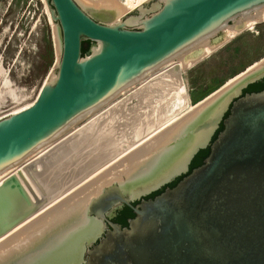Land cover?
Returning <instances> with one entry per match:
<instances>
[{"label":"water","instance_id":"water-1","mask_svg":"<svg viewBox=\"0 0 264 264\" xmlns=\"http://www.w3.org/2000/svg\"><path fill=\"white\" fill-rule=\"evenodd\" d=\"M46 1L62 34L58 71L31 106L0 119V173L163 63L264 6V0H153L122 20L104 23L76 0ZM83 41L98 45L86 57ZM263 78L264 69L226 93L214 105L224 104L223 110L213 119L210 110L177 155L150 179L131 185L138 188L135 194L116 183L105 188L88 210L97 227L91 233L78 229L34 264H74L65 261L68 248L91 245L80 264H264V90L232 101ZM222 122L224 129L212 142ZM208 146L204 164L175 187L132 204L187 174L195 155ZM119 204L130 206L135 217L128 227L110 222L105 231L103 221ZM37 208L20 177H8L0 184V236Z\"/></svg>","mask_w":264,"mask_h":264},{"label":"rangeland","instance_id":"rangeland-1","mask_svg":"<svg viewBox=\"0 0 264 264\" xmlns=\"http://www.w3.org/2000/svg\"><path fill=\"white\" fill-rule=\"evenodd\" d=\"M76 1L86 12L104 23H114L136 12V9L125 11L109 1L102 3L91 0ZM152 1L149 0L143 5H150ZM241 20V17L237 18L227 28L235 27ZM134 26L139 25L134 24ZM225 39L226 33L223 30L218 33L214 42L211 43L209 40V43L215 45L219 42L222 43ZM83 45L89 46V54L98 47L94 42L89 44L86 42ZM61 53V29L58 23L49 19L44 0H0V64L4 68L0 75V99L8 101L7 98L10 97L11 90L27 88L21 95L22 97L20 96L8 106L0 107V119L35 100L40 88L56 76ZM190 57H194L191 52L183 60ZM256 62L261 65L253 72L264 68V22L256 25L252 30L244 31L194 66L180 72L182 77L180 80L182 79L184 90L189 96L186 104L174 97L163 83L148 90L128 88L126 93L124 92L118 97L104 113L77 129V132L73 131L66 134L68 136L63 139H58L57 143L46 149L44 153L27 160L26 164L20 167V172L18 170L17 172L21 173L20 176L24 178L31 190L36 192V197L40 199L39 208L43 204L49 205V202L54 200L57 195L67 192L58 199L57 204L59 205L63 201H68L61 209L69 211L74 202L87 199L82 203L83 206L80 209L85 213L88 200L95 198L109 185L116 183L130 187L153 177L163 165L178 154L188 140L189 132L197 125L198 121L202 120L204 114L230 90L226 88L227 90L217 94L204 106L202 105L198 110L195 109V112L193 111L195 114L187 113L189 111L187 106L196 104L227 80L241 71L247 70ZM6 78L10 84H3L6 83L4 82ZM210 88L211 90L208 91ZM194 97H198L196 103L193 101ZM236 99L235 97L232 101ZM184 107L186 110L184 116H180V118L183 117V121L179 118L180 124L173 123L175 125L169 128L168 133H163V136L157 138L158 140L149 144H153L152 146L148 145L141 151L143 145H141L142 148H135V151L139 150L140 153L134 160L130 161L126 158L127 155L134 152L133 149L130 150V153L127 148L133 142H137L139 135L162 124L183 110ZM42 157H45L43 162L41 161ZM23 171L26 176L28 175V178ZM52 172L54 176L49 177L48 182L52 185L57 182H63V184L60 186V190L50 192L47 189L45 174ZM91 175L92 177L87 183L76 186V189L73 188L74 190L72 189L73 191L68 193L70 186L84 178L88 179ZM134 191L136 190L134 189ZM140 198L142 196L137 197L135 201H139ZM52 206L49 205L50 208ZM61 209L49 214L44 218L45 220L38 221L39 223L25 231L20 239L30 237L36 228H44L52 218H55V214H60ZM75 219L71 222L76 221ZM79 228L64 229L60 234L57 230L49 231L39 241L42 242L44 239L43 242L47 244L50 240L55 239V242L49 244L52 246L51 248H54V246L62 244L69 236L76 235L74 233ZM81 229L78 231L80 232ZM44 245L40 250L23 256L18 264H34L39 261L40 256L46 255V250H49V247L46 248ZM10 246L0 249V253ZM88 248L90 247H86L85 253ZM18 255L7 260L17 258Z\"/></svg>","mask_w":264,"mask_h":264},{"label":"bare ground","instance_id":"bare-ground-1","mask_svg":"<svg viewBox=\"0 0 264 264\" xmlns=\"http://www.w3.org/2000/svg\"><path fill=\"white\" fill-rule=\"evenodd\" d=\"M44 1L46 2V5H47V14H48V17L52 21V18H51V15H50V11H49V5H48V3H47L46 0H44ZM91 1L96 2V3H98V2L99 3H102L103 1H109L110 3L116 5V6L120 7V8H123V10H125V11H132V10L137 9L138 7H140L141 5H143L144 3H146L148 0H91ZM241 18H242L241 22L239 24H237L235 27H228L227 28V26H228L227 25V26H225L223 28L224 32L226 33V39L222 43L219 42L218 44H215V45H212V44L209 43V40L213 39L217 35H214L213 37L205 38L204 40L200 41L199 43L195 44L194 46H192L189 49L185 50L184 52L180 53L176 57H174V58L168 60L167 62L163 63L162 65H160L157 69H155L154 71H152L150 74H148L143 79L139 80L136 83H133L132 85H130V86L126 87V88H124L115 97H113L112 99H110L104 105H102L98 109L92 111L90 114L86 115L84 118H82L81 120H79L77 123H75L72 126H70L66 131H64L62 134H60L56 139H54V140L46 143L45 145L39 147L38 149H36L35 151H33L30 155H28L25 159H23L19 163L15 164V165H13L11 167H9L8 169H6L5 171H3V172L0 173V184H2L8 177L17 174L20 177L22 183L27 188L29 194H31L32 198L34 200H36V202L38 204V208L35 211H33L32 214H30L24 220H22L21 222H19L18 224H16L8 232H6L2 236H0V249L4 248L6 246H10L9 244H12L9 248L7 247L8 249L6 248L7 250L4 249V251H2V253H0V264H7V262H11V261L17 260V259L20 260V258H22L23 256H25L26 254H31L32 253V252L30 253L29 251H37V250H40L41 247L45 244V242H43L44 239L42 240V242L39 241V240H40L41 237H44L49 231L57 230L58 234H60V232L62 230H64V229H70V228H73L74 229L75 227H81L83 225H78V224H80V223L82 224V223H84L86 221H87L88 224H86V226L81 227V228L84 229V230H86V228L89 229L88 227H90V223L92 222L91 220L93 219V218H89V216H88V210H89L90 203L93 201V199H97L103 193V191L105 189L104 188L102 190V192L99 195H97L95 198L93 197V199L88 200V202H87L88 204H87V208L85 210V213H83V211L80 210V209L83 206L82 203L85 202L87 199H85L84 201L82 199L79 202H74V204L71 205L72 207H70L71 209L69 211H65V209L64 210L61 209L68 201H66V202L63 201L62 204L59 205V204H57L59 202L58 199H60L61 197H63L64 194H66L67 192H63V193L59 194V196L57 195L54 200H51L49 202V205L50 206L53 205L51 208L49 207L48 204H46V205L43 204V206H41L39 208L40 199L36 197V194H35L36 192L34 193L31 190L30 186H28L26 184L24 178H22V176H20L21 173L18 174L20 172L19 171L20 170V167H22L23 164H26L25 162L27 160H29V159L31 160L33 157L37 156L38 154L44 153V151H46V149L52 147L55 143H57L58 139H60V138L63 139V137L68 136L66 134H70L73 131H76L77 129H80L86 123H89L90 121H92L93 119H95L96 117H98L100 114L104 113L105 110L108 107H111L112 106L113 102L118 97H120L122 94H124V92L126 93V91L128 90V88H138L140 90H148V89H151L153 87H156L160 82H162L166 86V88L168 89V91L174 97L179 98L184 104H186L187 101H188V99H189L188 98L189 96H187L186 91L184 90L185 88H184V86L182 84V79L180 80V78H182L181 75H180V72L183 71V70H185V69H187V68H190V67L194 66L200 60H202L206 56H209L210 54H212L213 52H215L217 49H219L220 47H222L226 42H228L229 40H231V39L235 38L236 36L240 35L244 31H246V30H252V28H255L256 25L264 22V6H262L261 8L256 9L255 11H252L250 13H247V14L241 16ZM136 22H137V20L136 21L134 20L132 23H136ZM201 48H203V52L200 55H197L196 56L195 53L197 54L199 52V49H201ZM190 52L193 54L194 57H190L189 59H187V60L184 61L183 58L186 55L190 54ZM260 65H261L260 63L256 62L255 64H253L250 67H248V69L246 71H244L243 73L238 74L236 77H233V78L229 79L225 84H223L221 86L222 88L220 87L217 91L211 92L210 94H208L207 96H205L203 99L199 100L196 104H193L192 106L190 105L189 107L187 106V108L189 110L187 113H191L193 111L195 112V109L198 110L202 105L204 106L207 102H209L217 94H221L223 92V90L229 89L231 91L234 87H236V85H238L243 80L247 79L248 77H250V76H252V75H254V74H256V73H258L260 71H262L264 68L263 69H260L259 71H256V72L252 73ZM3 69L4 68L2 67V64H0V75L3 72ZM249 73H252V74L249 75ZM247 75H249V76L246 77V78H244ZM5 77H6V75H5ZM240 80H242V81H240ZM4 82H6V83H3V84H10L7 78H6V80ZM236 83H238V84H236ZM41 89H42V87L40 88L38 94L40 93ZM26 90H27L26 87L20 88V89L18 88L17 90H14V91L11 90L9 92V96L10 97L7 98L8 101L5 100V99H2V98L0 99V107H2V106H8L9 104H11V102H13L16 99H18ZM38 94H37V96H38ZM33 102L27 104L23 108L16 109L12 114L18 113V112L26 109L27 107L31 106L33 104ZM219 105H218V107L212 105L213 108L210 109V110H212L210 113L213 114V115H211V118L212 119L214 118L215 114L221 112L223 110L224 106H225L222 103L219 104ZM185 110H186V107H184L183 110L179 111L174 116L170 117L168 120L164 121L162 124H159L158 126H155L150 131H146L141 137H139L137 139V142H133L127 148V151L129 150V152H130V150H133L134 149V152H132V153L130 152L131 154L130 155H127L126 158H128L130 161H131V159L134 160L135 157H137L138 153H140L141 150H144L146 148V146H148L150 143L158 140L157 138L160 137L161 135L163 136V133H166V132L168 133L169 128H171L172 125H175L173 123H177V125L180 124L181 123L180 120L183 119V117L180 118V116H182L184 114ZM206 114H204V116L202 117L201 122L198 123V124H202V122L204 121V119H206V116H207ZM179 118H180V120H179ZM83 119H84V121H83ZM186 119H184V120H186ZM80 121H83V123L78 124ZM209 122H210V120L208 121V123ZM204 126H205V124H204ZM141 145H143L142 146L143 148L141 147ZM152 145L153 144H151L149 146H152ZM137 147L138 148L141 147L142 149H140V151L139 150L138 151H135V148L138 149ZM182 158L183 157L179 158V160L182 159ZM44 159H45V157H42L41 161L43 162ZM17 170L19 172H17ZM23 173H24V171H23ZM25 176H26V174H25ZM27 176H26V178H28ZM42 176H43V174H42ZM51 176H54V173L53 172L52 173H49V174H45L47 189L50 192L55 191V190L61 188L60 186L63 184V182H57L55 185L50 184L48 182V179ZM91 177H92V175L90 177H88V179L87 178H84V179L80 180L79 182H76L75 185L73 184L72 186H70V188L68 189V193H70L74 189H76L75 188L76 186H80L82 183L83 184L87 183L88 180H90L89 178H91ZM84 180H87V181L84 182ZM92 184H94V182H92ZM109 186H111V185H109ZM127 186L128 185H124L122 187H125L126 188ZM131 187L132 186H130V188ZM126 189L128 190L129 188H126ZM132 189H134V188H132ZM132 189H129L128 191H131ZM37 193H38V191H37ZM77 193H78V191H77ZM81 193H82V191H81ZM132 194H135V192H133ZM75 195H77V194L75 193ZM58 209H61L60 214L59 213L55 214L56 215L55 218H52L51 221H50V223H48L44 228L43 227L38 228V229L37 228L36 229L33 228L35 231H34V233H32V235L30 237H28L26 239L25 238L24 239H20V236L22 234H24L25 231H28L29 228H31L32 226H34L36 223H39L38 221L41 222V220H43L49 214H52L54 211H56ZM83 216H85V218L87 220L85 218L82 219ZM74 219L76 221H74V222L72 221L71 222V220H74ZM84 219L86 221H84ZM93 220H94V224H95L94 225V229H95V227H97L98 220H95V219H93ZM81 228H79V229H81ZM87 231H89V230H87ZM87 231H85V232H87ZM77 232H79V231H77ZM76 233H74V234H76ZM16 238H18L19 240L16 239ZM15 240H17V241H15ZM74 241H76V239H74L71 242V244ZM49 243L45 244V245H47L46 247H49L50 246V245H48ZM45 245H44V247H45ZM74 248H73V251L70 254H68V257H70V256L73 255L74 250H75ZM76 253H77V251H76ZM16 254L17 255L19 254L17 256V258L11 259L9 261L7 260V259L11 258L12 256H14ZM66 261H68V260H66ZM74 261H72V262H74ZM75 263H77V262H75Z\"/></svg>","mask_w":264,"mask_h":264},{"label":"flooded vegetation","instance_id":"flooded-vegetation-1","mask_svg":"<svg viewBox=\"0 0 264 264\" xmlns=\"http://www.w3.org/2000/svg\"><path fill=\"white\" fill-rule=\"evenodd\" d=\"M149 1V0H148ZM147 1V2H148ZM161 2L163 1V0H160ZM137 10V9H136ZM92 16V15H91ZM96 20H99L98 18H96L95 16H93ZM99 21H101V20H99ZM239 24V23H238ZM132 28H135V29H138V28H140V26H133ZM218 35V34H217ZM214 40H215V37L213 38V39H211L210 41H211V43H212V41L214 42ZM227 43V42H226ZM203 52V48H201V49H199V52L196 54L195 53V55L197 56V55H200L201 53ZM200 62V61H199ZM248 69V68H247ZM244 71H246V70H244ZM244 71H241L240 73H238V74H241V73H243ZM252 73H254V72H252ZM252 73H249V75L250 74H252ZM237 74V75H238ZM237 75H235L234 77H236ZM249 75H247V76H245L244 78H246V77H248ZM262 80V79H261ZM261 80H258V81H261ZM258 81H256V82H258ZM256 82H253V83H256ZM160 83H162V82H160ZM159 83V84H160ZM253 83H251V84H253ZM251 84H249V85H251ZM248 85V86H249ZM222 86V85H221ZM220 86V87H221ZM247 86V87H248ZM219 87V88H220ZM247 87H245L243 90H242V92L236 97V98H239V97H241V96H244V95H246V94H248V93H246L245 92V89L247 88ZM219 88H217L216 90H214V91H212V92H215V91H217ZM222 88V87H221ZM213 89V88H212ZM209 90H211V88L210 89H208V91ZM200 94V93H199ZM202 95V94H201ZM200 95V96H201ZM201 122V120L200 121H198V123H200ZM197 123V124H198ZM217 131V130H216ZM145 133V132H144ZM143 133V134H144ZM216 133V132H215ZM143 134H141V135H139L138 137H137V139L139 138V137H141ZM215 135V134H214ZM214 135H213V137H214ZM145 181V180H144ZM140 182V181H139ZM142 182V181H141ZM120 186H124V185H120ZM131 188H133V187H131ZM131 188H129V189H131ZM163 188V187H162ZM128 189V190H129ZM161 189V188H160ZM127 190V191H128ZM158 191V190H157ZM133 192H135L136 193V191H134L133 190ZM152 193H154V192H152ZM151 193V194H152ZM151 194H148V195H142V198H140V200L139 201H135V199L136 198H134V200L132 201V204L134 205V206H136V205H138L142 200H144V199H150V198H148V196L149 195H151ZM126 206H128V205H126V204H119L118 206H116L115 208H114V210L112 211V213H110L108 216H107V218L103 221V225H104V228H105V231L107 230V229H109V228H111V226H110V222H113V223H116V224H120L123 228L124 227H128L129 226V222H130V220L131 219H133V218H127V222H128V226H124L123 224H122V221H123V218H122V216H123V213H122V211L125 209V207ZM128 207H130V206H128ZM131 208V207H130ZM132 209V208H131ZM133 210V209H132ZM83 218H85V216H83L82 217V219ZM86 219V218H85ZM84 219V221H86ZM96 220V219H95ZM92 222L90 223V227H88L89 229H87L86 228V230L85 231H87V230H89V231H93L92 229H94V220L92 219L91 220ZM93 227V228H92ZM84 230V229H83ZM81 231V230H80ZM88 231V232H89ZM89 233H91V232H89ZM105 235V232H103L102 233V235L100 236V237H97V239L92 243V244H97L98 242H99V240L103 237ZM57 237V236H56ZM72 236H69L68 237V239H70ZM55 240V239H54ZM54 240H51L50 241V243L49 244H52L53 242H55ZM76 241H74L72 244H74ZM48 244V245H49ZM71 243L69 244V245H72ZM68 245V246H69ZM47 246V245H46ZM45 246V247H46ZM52 246H49V250H46V252H47V254L48 253H51V248ZM90 248L92 247V245L91 246H89ZM47 248V247H46ZM90 248H88L87 249V252H88V250L90 249ZM68 253L67 254H70L72 251H73V248L70 250V248H68ZM85 251V249H84V247H82V250H79V251H77V253H76V250H74V253H73V255L72 256H70V257H67V255H66V259H65V261L66 260H68V261H74V263L75 262H77V263H75V264H80L82 261H84V258H83V255H84V252ZM30 253L32 252H35V251H29ZM87 252L85 253V254H87ZM21 259V258H20ZM15 261V260H14Z\"/></svg>","mask_w":264,"mask_h":264},{"label":"trees","instance_id":"trees-1","mask_svg":"<svg viewBox=\"0 0 264 264\" xmlns=\"http://www.w3.org/2000/svg\"><path fill=\"white\" fill-rule=\"evenodd\" d=\"M91 43L92 41H83L84 43ZM90 52L89 46L85 47L83 45L82 47V55L86 56L88 55ZM264 90V78L261 81H258L256 83H253L251 85H249L246 89L245 92L246 93H254V92H260ZM197 98L194 97L193 101L196 103L197 102ZM230 114V110H228L225 114V118ZM224 129V124L223 122L220 124L219 128L217 129L214 137L212 138V142L215 141L219 135V133ZM211 152V148L210 146H208L207 148L201 149L193 158L190 167H189V171L187 174H183L181 176H179L178 178H176L174 181L170 182L169 184L165 185L163 188L159 189L158 191H155L154 193H152L151 195L148 196V198H154L155 196L161 194L165 189L167 188H173L175 187L179 181H181L185 176H187L189 173H191L195 168L201 166L202 164H204L206 158L210 155ZM123 213V221L122 224L124 226H128V222H127V218H134L135 217V213L134 211L126 206L125 209L122 211Z\"/></svg>","mask_w":264,"mask_h":264},{"label":"crops","instance_id":"crops-1","mask_svg":"<svg viewBox=\"0 0 264 264\" xmlns=\"http://www.w3.org/2000/svg\"><path fill=\"white\" fill-rule=\"evenodd\" d=\"M225 44H226V43H225ZM220 48H221V47H220ZM227 81H228V80H227ZM227 81H226V82H227ZM226 82H225V83H226ZM225 83H224V84H225ZM199 97H200V96H199ZM197 98H198V97H197Z\"/></svg>","mask_w":264,"mask_h":264}]
</instances>
